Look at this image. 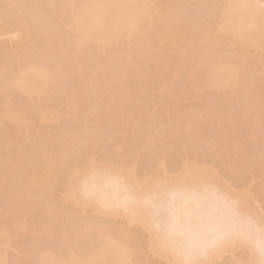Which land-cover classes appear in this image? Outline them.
I'll return each mask as SVG.
<instances>
[{
	"label": "bare ground",
	"instance_id": "1",
	"mask_svg": "<svg viewBox=\"0 0 264 264\" xmlns=\"http://www.w3.org/2000/svg\"><path fill=\"white\" fill-rule=\"evenodd\" d=\"M0 36V264H261L264 0H0Z\"/></svg>",
	"mask_w": 264,
	"mask_h": 264
},
{
	"label": "snow or ice",
	"instance_id": "2",
	"mask_svg": "<svg viewBox=\"0 0 264 264\" xmlns=\"http://www.w3.org/2000/svg\"><path fill=\"white\" fill-rule=\"evenodd\" d=\"M111 161L108 160H100L98 157H91L85 158L81 161V170L88 171V170H95L98 167L102 166H109ZM260 247V254H261V264H264V243H261Z\"/></svg>",
	"mask_w": 264,
	"mask_h": 264
},
{
	"label": "rangeland",
	"instance_id": "3",
	"mask_svg": "<svg viewBox=\"0 0 264 264\" xmlns=\"http://www.w3.org/2000/svg\"><path fill=\"white\" fill-rule=\"evenodd\" d=\"M260 5H261V4H260ZM0 37H1V36H0ZM2 37H4V36H2ZM2 37H1V38H2ZM7 37H8V36H7ZM1 38H0V39H1ZM9 38H10V37H9ZM6 39H7V38H6ZM6 39H5V41H9V42H10V39H9V40H6ZM3 40H4V39H3ZM0 41H1V40H0ZM1 42H2V41H1ZM9 42H8V43H9ZM4 43H6V42H4ZM9 44H11V43H9ZM6 45H7V44H6ZM98 155H102V153H101V154H98ZM98 155H95V156L98 157ZM98 158H99V157H98ZM100 158H101V157H100ZM208 163H209V162H207V164H208ZM207 164H206V165H207ZM208 165H209V164H208ZM209 166H210V165H209ZM212 166L214 167L215 164L212 165ZM253 186H255V184H254ZM224 208H225V207H224ZM224 208H223V209H224ZM220 209H221V208H220ZM226 210H229V208H226V209L223 210V211L226 213ZM223 211L221 210L220 214H221V213L223 214V213H224ZM258 211H259V210H258ZM227 212H228V211H227ZM260 213H264V212H260ZM260 213H259V214H260ZM217 215H218V214H217ZM263 216H264V214H261V217H263ZM245 229H246V228H245ZM241 249H242V248H241ZM237 250L240 251L239 254H240L241 252L244 253L243 251H245V253L243 254V255H244L243 257H244L245 259H246L248 256L251 255L250 253H249L250 255H247V254H248V251H247V253H246V250H243V249H242V251H241L240 248L237 249ZM237 250H236V251H237ZM236 253H237V254H236L237 257L239 258V256H238V252H236ZM245 254H246V255H245ZM234 255H235V253H234ZM241 255H242V254H241ZM241 255H240V256H241ZM245 256H247V257H245ZM223 258H224V257H223ZM225 258H226V257H225ZM225 258H224V259H221V260H224L223 262L227 261V260H225ZM227 258H228V259L230 258L229 260H231V257L228 256ZM234 258L236 259V256H234ZM234 258H233L232 260H234ZM220 262H221V261H220Z\"/></svg>",
	"mask_w": 264,
	"mask_h": 264
}]
</instances>
